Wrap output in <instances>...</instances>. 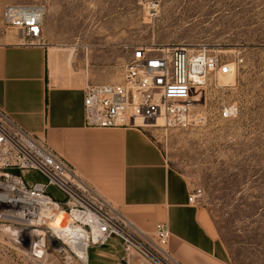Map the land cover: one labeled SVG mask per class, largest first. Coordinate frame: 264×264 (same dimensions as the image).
Instances as JSON below:
<instances>
[{"label":"rangeland","instance_id":"1","mask_svg":"<svg viewBox=\"0 0 264 264\" xmlns=\"http://www.w3.org/2000/svg\"><path fill=\"white\" fill-rule=\"evenodd\" d=\"M9 2L41 6L44 43L72 50L110 78L139 43H202L229 61L241 58L234 70L193 89L200 120L148 132L191 189H201L196 203L232 263L264 264V0H0V42L18 41L2 22ZM232 102L236 115L222 118L223 105ZM22 175L44 178L37 171ZM48 191L62 196L53 185ZM22 250L0 244V264H63L51 247L41 262H24ZM96 250L89 248V264H97Z\"/></svg>","mask_w":264,"mask_h":264},{"label":"built area","instance_id":"2","mask_svg":"<svg viewBox=\"0 0 264 264\" xmlns=\"http://www.w3.org/2000/svg\"><path fill=\"white\" fill-rule=\"evenodd\" d=\"M44 10L39 5L6 3L5 28L23 44H41ZM241 60L229 61L219 50L202 43L161 42L131 46L116 81L88 82L83 88L86 126H188L201 119L194 110L193 87H205L210 75L227 74ZM224 87L225 85H220ZM204 92V91H203ZM235 103L224 104L220 116L236 115ZM37 171L42 180H27L22 171ZM55 186L61 198L48 188ZM200 188L188 200L196 203ZM66 212L70 228L51 224L58 210ZM3 231L5 233H3ZM0 244L22 247L24 262H41L48 248L61 254L63 264H89L88 249L117 239L123 264H183L167 248L170 230L156 222L146 232L94 189L76 167L44 137L31 133L0 108ZM67 237L69 241H66ZM72 242V243H71ZM74 244L86 254L83 259Z\"/></svg>","mask_w":264,"mask_h":264},{"label":"crops","instance_id":"3","mask_svg":"<svg viewBox=\"0 0 264 264\" xmlns=\"http://www.w3.org/2000/svg\"><path fill=\"white\" fill-rule=\"evenodd\" d=\"M120 77L121 67L116 78L98 74L64 47L0 42V108L44 137L138 227L152 232L165 222L167 248L183 264H233L208 212L188 200V179L169 165L148 130L84 124L85 84ZM90 248L97 249V264H123L117 239Z\"/></svg>","mask_w":264,"mask_h":264},{"label":"bare ground","instance_id":"4","mask_svg":"<svg viewBox=\"0 0 264 264\" xmlns=\"http://www.w3.org/2000/svg\"><path fill=\"white\" fill-rule=\"evenodd\" d=\"M194 88H198V86H195L192 89H194ZM158 124L163 125L162 118H158ZM51 224H53V225L58 224V225L65 226V229L70 228L69 218H68L66 212L61 210V209L57 211V213L55 214V217L52 220ZM64 239L66 241H69V239L67 237H64ZM73 246L77 250V252L80 254V256L83 259H86V254H85L84 250L82 248H80L78 244H74ZM76 247H78L80 249H78Z\"/></svg>","mask_w":264,"mask_h":264}]
</instances>
